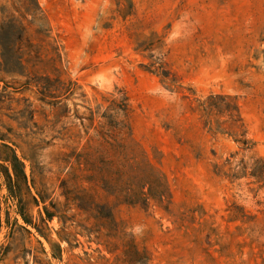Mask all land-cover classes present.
<instances>
[{
	"label": "rangeland",
	"instance_id": "obj_1",
	"mask_svg": "<svg viewBox=\"0 0 264 264\" xmlns=\"http://www.w3.org/2000/svg\"><path fill=\"white\" fill-rule=\"evenodd\" d=\"M9 21L27 43L14 44ZM18 47L22 74L0 73V157L7 146L31 159L25 173L33 166L62 203L54 159L84 143L88 108L125 98L133 138L158 153L170 193L149 207L111 200L142 264H264V0H0V51ZM40 85L56 98L40 101ZM209 95L235 99L251 150L203 127L196 106ZM36 211L39 232L13 224L24 226L0 171V264H128L119 241L87 234L92 220L40 224Z\"/></svg>",
	"mask_w": 264,
	"mask_h": 264
},
{
	"label": "trees",
	"instance_id": "obj_2",
	"mask_svg": "<svg viewBox=\"0 0 264 264\" xmlns=\"http://www.w3.org/2000/svg\"><path fill=\"white\" fill-rule=\"evenodd\" d=\"M7 23L12 30H18L14 44L19 46L27 43L25 28L16 21ZM26 62L19 47L12 51H0V73L20 75L22 73L19 71L25 69ZM156 70L159 71L162 84L167 88L174 86L170 72L163 65L160 64ZM38 88L40 101L56 98L46 87L40 85ZM102 100L103 104L88 108L87 115L79 118L83 134H77L76 137L79 141L84 140V143L68 152L58 153L54 159L58 167L56 180L62 203L52 201L43 176L40 174L37 177L33 166H30L29 175L25 173L23 161L31 159L17 156L10 147L4 146L8 153L0 157L2 164H5L0 165V171L8 196L16 206L15 213L24 226L18 224L16 217L13 219L14 225L28 233L27 226L39 232L30 213L33 207L37 208L35 219L40 224L57 217L65 225L74 222L78 216H85L86 220L93 221L92 229L87 232L89 236L95 234L96 239H104L107 247L114 245L109 239L119 241L125 248L122 251L123 260L128 264H142L148 261L147 253L139 250L119 228L113 216L111 200L143 207H149L151 202L169 204V187L159 169L158 153L151 158L133 138L126 99L110 95ZM196 110L204 118L203 127L209 132L227 134L241 145V149H252L253 143L246 138L234 98L209 95L205 100L198 101ZM256 163L251 166L249 175L257 178L259 173ZM243 170H246L245 167ZM6 220L8 222L9 218L6 217ZM59 239L63 240L60 236Z\"/></svg>",
	"mask_w": 264,
	"mask_h": 264
}]
</instances>
